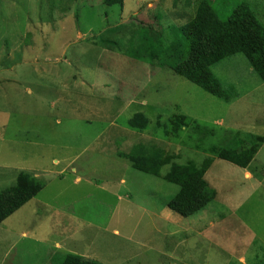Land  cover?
<instances>
[{"label": "rangeland", "instance_id": "374dc122", "mask_svg": "<svg viewBox=\"0 0 264 264\" xmlns=\"http://www.w3.org/2000/svg\"><path fill=\"white\" fill-rule=\"evenodd\" d=\"M190 1L189 8L185 0H124L123 7H108L104 0H0V192L14 186L20 173H31L48 190L62 188L57 203L70 207L71 181L89 167L94 179L106 176L118 195L128 197L121 206L134 205L132 216H123L130 243L118 241L130 248L112 241L114 256L131 258L124 264H264V145L247 171L207 152L225 148L237 132L264 137V83L243 55L223 60L212 70L224 87L236 90L227 104L172 70L131 56L146 29L156 41L167 27L187 24L196 12L197 0ZM242 2L264 25V0H218L215 8L225 21ZM140 112L149 120L143 132L127 126ZM176 116L189 125L173 134ZM139 145L161 148L176 155L178 164L190 161L198 168L213 158L205 179L217 193L214 201L189 218L169 210L180 189L163 179L170 167L159 178L122 160L128 166L122 184V171L109 168L110 156ZM80 189L78 211L98 221L106 211L93 206L117 202L85 182ZM38 202L0 224V264H51L45 246L19 235L34 230L42 241L36 224L45 214ZM138 204L172 223L146 228L144 251L136 244ZM62 254L54 260L62 263Z\"/></svg>", "mask_w": 264, "mask_h": 264}, {"label": "trees", "instance_id": "16d2710c", "mask_svg": "<svg viewBox=\"0 0 264 264\" xmlns=\"http://www.w3.org/2000/svg\"><path fill=\"white\" fill-rule=\"evenodd\" d=\"M217 1L197 0L195 15L185 25L167 27L163 34L158 35L157 45L155 37L146 29L145 37L138 40L131 56L152 67L168 68L228 104L235 97L236 90L224 87L212 68L227 58L243 55L252 71L264 83V25L252 6L244 2L234 8L227 20H222L215 8ZM185 3L189 8L192 6L190 0H185ZM104 4L108 7H123L124 0H104ZM143 27L149 28V24ZM187 121L185 116H176L172 122V133L176 134L183 126L189 125ZM127 126L143 132L148 128L149 120L144 114L137 113L128 121ZM230 142L223 149L211 148L207 152L249 170L264 145V137L237 132ZM147 146H136L131 153L119 156L126 159L133 169L154 177L162 178V169L170 167L163 179L180 189L168 203L169 210L182 218H189L214 201L217 193L205 179L214 163L213 158H207L198 168L190 161L185 165L178 164L176 155L155 146L151 149ZM44 187L40 178L20 173L14 186L0 192V224L36 198ZM62 264L98 263L67 255Z\"/></svg>", "mask_w": 264, "mask_h": 264}, {"label": "crops", "instance_id": "0c3cea01", "mask_svg": "<svg viewBox=\"0 0 264 264\" xmlns=\"http://www.w3.org/2000/svg\"><path fill=\"white\" fill-rule=\"evenodd\" d=\"M144 105L146 104L144 103ZM140 113L146 115L145 112ZM122 160L126 161L125 159L120 158L119 155L110 156L109 164L111 165L109 166V168H111L112 171L115 169H119L120 171H122L119 178L121 179V183L123 184L125 183V180L123 178L124 172H128V166H124V164H122ZM54 163L58 165L60 164V161L54 160ZM70 163L71 162H69L66 168L71 167ZM82 169L84 168L82 167ZM88 169L89 167L84 169L86 170V175L77 176L74 178V180L71 181L73 187L71 190L74 194V198H72L73 204H71L75 207V209L72 208V206L65 207L57 203L58 198L62 193V188L60 189L57 187L55 189L48 190L47 185H45L42 191V195L44 196L42 200H39L41 202L32 199L28 204L22 207L23 209L28 205H31V203L38 202L36 204L37 207L42 208L45 215L44 217H39V224H36L37 226L42 227V241L40 240V237H37L38 235L33 230V226L31 227V231L33 230L31 234L33 235H28V233L25 232L23 229L19 230V235L23 239H27L28 237L32 239L35 238V241L37 243L41 244L43 247L45 246L46 254H48L50 258L53 256L51 264L61 263L54 260L58 252H63V256L75 255L85 260L96 262L98 264H124L125 262L131 260V258L127 256L128 253L125 255L119 254L118 256H114V254L112 253V251L114 250V245L112 241L116 239L118 243V241L122 238L123 241H127L128 243H130L131 237L123 235L122 232V230H124L123 228H126L124 226L123 216H127L129 214V216L131 217L132 210L130 208L134 205L128 202L130 208L129 206H121L120 203H123L124 200H127L126 198L128 197L125 198L124 196L121 197V195H118V191L113 188L112 182L109 181L106 176L105 181H98L94 179L93 177L97 176V173L95 172V170ZM64 173L65 170L62 171L60 174L64 176ZM71 173H73V175H76L77 169L73 167ZM245 175L248 180L252 179V175L250 173L247 172ZM33 176L37 178L39 177L38 175ZM53 179L55 178H52L51 180ZM60 180L63 181V178ZM83 182L91 186H96L97 190L99 189L98 191L113 196L117 200L114 206H111L110 204H101L98 206H93L96 210L106 211L105 217L103 219H100L99 221L96 218L94 219V217L81 215L77 209V205L79 204L78 202L80 201L76 199L75 194L77 188H79L80 192L82 191V189H80V186ZM97 182L101 183L97 184ZM58 191L60 192L57 193ZM89 196L90 193H87L85 199L88 200ZM88 201L90 202V199ZM142 206L143 205L138 204L136 214L133 215L137 217V213H140L141 219L136 223L135 227L140 232L141 237L136 239V244L139 245V248L142 251H144L149 249V247L145 245V229H156V222H159L161 224L164 221L166 226H172V223L167 218L164 219L163 215L160 212H156V210L154 209L142 210ZM126 208H129V210H127ZM88 209L89 208L86 207V210ZM145 220L146 223L143 224V221ZM35 235L36 237H34ZM123 246L125 248H130V244L128 246ZM123 246L120 245V247ZM107 250L110 251V253H107Z\"/></svg>", "mask_w": 264, "mask_h": 264}]
</instances>
